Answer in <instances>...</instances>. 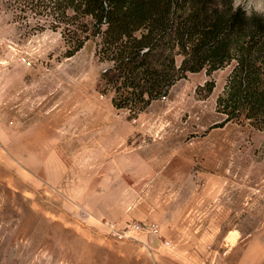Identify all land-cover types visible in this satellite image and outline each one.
I'll return each mask as SVG.
<instances>
[{"label":"rangeland","instance_id":"1","mask_svg":"<svg viewBox=\"0 0 264 264\" xmlns=\"http://www.w3.org/2000/svg\"><path fill=\"white\" fill-rule=\"evenodd\" d=\"M53 1L0 0V264H264V129L217 108L234 61L134 115L95 42L65 57L75 19ZM133 222L158 236L109 230Z\"/></svg>","mask_w":264,"mask_h":264},{"label":"trees","instance_id":"2","mask_svg":"<svg viewBox=\"0 0 264 264\" xmlns=\"http://www.w3.org/2000/svg\"><path fill=\"white\" fill-rule=\"evenodd\" d=\"M53 6L75 19L78 37L65 57L95 42L115 108L136 115L187 73L209 75L233 60L218 111L226 121L264 129V16L249 18L233 0H54Z\"/></svg>","mask_w":264,"mask_h":264},{"label":"built area","instance_id":"3","mask_svg":"<svg viewBox=\"0 0 264 264\" xmlns=\"http://www.w3.org/2000/svg\"><path fill=\"white\" fill-rule=\"evenodd\" d=\"M109 230L112 232V235L119 239H131L138 238L140 235L157 237L159 234V227L153 223H141L133 222L127 225L120 231H117L113 226L109 227ZM164 245L167 246L169 243L166 241Z\"/></svg>","mask_w":264,"mask_h":264},{"label":"clouds","instance_id":"4","mask_svg":"<svg viewBox=\"0 0 264 264\" xmlns=\"http://www.w3.org/2000/svg\"><path fill=\"white\" fill-rule=\"evenodd\" d=\"M246 15L250 18L252 15V10L245 7ZM259 15H264V13H260Z\"/></svg>","mask_w":264,"mask_h":264}]
</instances>
